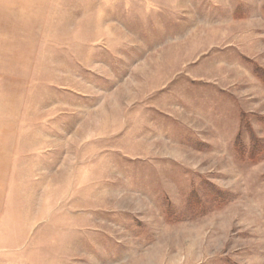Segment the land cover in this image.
<instances>
[{"label":"rangeland","instance_id":"1","mask_svg":"<svg viewBox=\"0 0 264 264\" xmlns=\"http://www.w3.org/2000/svg\"><path fill=\"white\" fill-rule=\"evenodd\" d=\"M263 75L264 0H0V264H264Z\"/></svg>","mask_w":264,"mask_h":264},{"label":"trees","instance_id":"2","mask_svg":"<svg viewBox=\"0 0 264 264\" xmlns=\"http://www.w3.org/2000/svg\"><path fill=\"white\" fill-rule=\"evenodd\" d=\"M255 72L257 73V72H259L260 70H261V68L260 67H257V66H255ZM264 76V75H263ZM238 141H240L239 140V138L238 139H236V143L238 142ZM239 144H240V142H239ZM238 144V145H239ZM255 149V148H254ZM254 149L252 150V154H251V156H250V158H254V155L257 153V149H255V151H254ZM237 150H238V152H240L239 153V156L242 154V146H238L237 147ZM205 192H206V195H208V196H210V198L212 199V200H214V202L215 201H222L223 199H225L226 197H227V195H228V193L227 192H224V191H220L219 189H217V188H215V187H213V186H208V185H206L205 186ZM192 200H194V201H196V198H197V194L195 193V192H193L192 193Z\"/></svg>","mask_w":264,"mask_h":264}]
</instances>
